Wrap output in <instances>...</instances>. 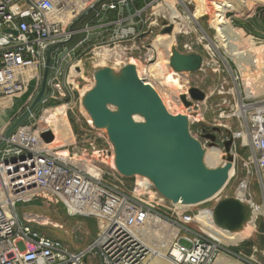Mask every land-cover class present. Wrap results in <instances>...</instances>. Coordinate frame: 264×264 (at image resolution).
Wrapping results in <instances>:
<instances>
[{
	"label": "built area",
	"instance_id": "1",
	"mask_svg": "<svg viewBox=\"0 0 264 264\" xmlns=\"http://www.w3.org/2000/svg\"><path fill=\"white\" fill-rule=\"evenodd\" d=\"M98 1L0 0V108L4 101L24 94L30 81L36 78V89L19 116L29 107L41 85L47 49L68 41L73 34L70 27ZM157 2L146 4L142 9L135 7L136 0H119L106 6L102 12H114L115 22L107 25L99 20L101 24L97 26L85 24L82 31L86 38L80 46L98 40L91 53L95 58L97 50L111 51L110 57L102 59L105 67L112 65L121 69L131 59L150 65L155 54L150 49L153 40L149 41L156 36L155 30L163 28L160 23L162 14H152L154 19L151 22L143 15ZM187 10L191 15L189 7ZM165 21L180 26L181 33L177 37H187L192 31L183 23V18L170 20L166 17ZM188 22L193 24L190 20ZM109 27L114 28V33L106 40ZM75 50L63 61H57L62 49L54 56L55 73L49 84V100L54 104L43 109L37 118L31 115L27 120H31L30 124L23 123L6 141L5 132L18 114L0 133V144L6 142L0 151V264H157L154 260L160 255L162 246L167 248L163 257L170 264H212L219 254L235 264H264V226L263 246H254L250 254L236 252L224 245L216 233L204 229L216 226L214 207L221 201L225 189L199 205L173 204L159 194L148 178L122 176L115 167V151L107 132L96 129L85 116L87 130L84 132L87 136L82 138L83 141L78 143L76 137L73 144L66 147H49L55 134L43 117L48 111L57 109L68 115L74 113L75 105L82 104L84 98L79 81H88L85 78L86 62L72 59ZM134 50L142 51L138 58L131 55ZM179 51L182 54L196 53L193 43L189 42L183 43ZM212 55L213 59L215 56ZM207 68L209 66L204 65L199 72L206 75ZM97 69L99 66H94V70ZM138 76L150 84L147 76L141 77L139 73ZM191 88L189 86V90ZM189 90L186 96L190 100ZM205 94L208 101V94ZM212 95L221 97L216 107L230 108L231 111L229 114L222 112L219 118L234 119L240 130L223 143L232 140V154H236L238 148L248 152L247 157L237 158V162L242 163L244 177L233 198L254 210L258 205L251 194L254 182L261 188L264 201V98L237 93L222 79ZM178 100L182 108L189 109L180 98ZM201 105V102H195L193 106L199 108ZM45 132L54 136L52 143H45L42 139ZM201 144L205 150L207 145ZM77 146H81L82 151L76 153L74 148ZM65 149L68 154L61 152ZM236 171L237 166L229 182L236 176ZM242 186L244 192L239 195L237 190ZM36 201L48 207L62 206L72 216L94 219L97 228L94 240L81 250H73L24 226L17 213V204ZM207 204L212 206L200 208ZM32 217L42 218L28 213L24 216L26 223L40 225ZM260 217L264 218V214L257 216L256 222Z\"/></svg>",
	"mask_w": 264,
	"mask_h": 264
},
{
	"label": "water",
	"instance_id": "2",
	"mask_svg": "<svg viewBox=\"0 0 264 264\" xmlns=\"http://www.w3.org/2000/svg\"><path fill=\"white\" fill-rule=\"evenodd\" d=\"M119 0H99L93 8L83 14L70 27V39L51 45L45 54L41 85L29 107L10 125L5 132V141L31 115L51 97L50 79L54 75V56L61 53L57 61H63L74 49L84 43L86 34L83 26L94 21L103 9ZM161 33L171 34L173 26L162 22ZM8 32V31H7ZM17 36L16 32H12ZM200 54H181L173 50L171 68L177 73H197L203 64ZM94 86L82 100V105L91 117L96 129H105L115 151V167L126 178L143 176L148 178L159 194L172 202L186 206L202 204L229 183L234 158L216 168L205 164V150L200 141L190 133V122L185 115L168 112L156 90L140 79L133 64L123 66L118 72L110 67L100 68L93 74ZM190 100L181 95L186 108L195 102H203L206 94L198 88L189 90ZM135 116L143 122L135 121ZM220 133V128H214ZM45 143H52L51 132L41 135ZM211 145L216 136L207 135ZM0 144V151L6 142ZM232 140L224 142L229 152ZM252 210L237 198H226L214 207L215 224L228 232L240 230L251 217Z\"/></svg>",
	"mask_w": 264,
	"mask_h": 264
},
{
	"label": "rangeland",
	"instance_id": "3",
	"mask_svg": "<svg viewBox=\"0 0 264 264\" xmlns=\"http://www.w3.org/2000/svg\"><path fill=\"white\" fill-rule=\"evenodd\" d=\"M155 0H141L139 1V5H143V3L151 4ZM165 0H158L157 3H154L153 7L150 8V10L145 13L143 16L145 17L146 20H153L154 18L152 17V14L156 16L154 13V7L161 5L164 3ZM177 2L176 6L177 9L180 12V18H183V23H186L191 27L192 31L188 33L187 37L184 36H179L177 37V34L181 33L180 26L177 23L172 24L174 26H178V32L175 33L174 39H175V48L179 49L181 45L185 42L193 43L194 49L196 53L193 54H200L205 58V66H209L207 68V73L206 75L197 72V73H192L188 74L189 79H190V87H195L203 92L208 94V101H207V106L208 108L204 107V103L201 102L203 105L196 107V108H189L185 110L184 108H180V110H169L168 111L173 114V115H187L190 118V133L194 138L199 139L201 142L205 143L207 146V151H211L212 147L217 148L220 150L224 155H227L229 152H226L224 150V143L223 140H225L228 137H231L235 135V133L240 132L238 129V125L236 124L234 119H220L219 116L222 112H226V114H229L230 108L226 109L225 107L220 108L216 107L220 103L221 97H218L217 95H212L214 89L217 87L220 79L225 80L228 84L229 88H235V91L237 93H241L243 95L247 94L249 95V92L247 91V86H246V79L242 75L241 72V67L240 66H246L248 69V73H254L252 72V68L254 66L256 67V64L254 63V60L256 59L252 54H248L249 62H246L247 58L243 57L241 59L240 66L237 63L236 59L234 56L231 55L229 50H227L224 47V44L221 40V38L218 36L216 29L214 27V24L212 23V18H200V19H194L192 17V14L190 15L188 13L187 7L193 12L196 8V4L193 0H175ZM231 2L233 5L237 7V10L235 12L229 13V15H234L236 14L238 17H245L248 15H252L254 12L257 11H264V0H252L255 6L253 8L248 7L247 5H242L240 3L241 0H228ZM143 2V3H142ZM251 10V11H250ZM114 13V12H113ZM227 13V18L228 17ZM166 17H168L166 15ZM166 17L164 15H160V23L166 20ZM190 17L191 19H188ZM169 18V17H168ZM191 21L193 24H190L188 21ZM103 24H107V22H102ZM99 20L95 19L94 21L91 22L92 26H97L98 24H101ZM229 23L231 26L235 28H239L236 25H233L232 22L229 19ZM155 35L161 33L160 30H155ZM97 38V37H95ZM155 36L151 37L150 43L152 40H154ZM245 42L242 44V49L244 51H252L254 48H260L264 47V38H259L253 33H250L249 31L245 30ZM95 43H98V40H93L90 43H87L83 46H79L76 48V50L72 54V59L75 61H79L80 59H83L85 61V78L88 81H82L80 80V89L82 91L84 89H90L94 86V79H93V74H94V66H99V69L105 68L106 64L102 60V58H94L92 50L93 46ZM210 45V48L212 50V53L214 54V58L212 59L213 55L211 52L208 50V45ZM179 45V46H178ZM174 48V49H175ZM209 52V54H208ZM171 58V57H170ZM170 58H169V65H170ZM136 60V59H135ZM137 61V60H136ZM213 61H215V65L213 64ZM251 62V63H250ZM253 62V63H252ZM131 64V60L130 63ZM262 70L264 69L261 68ZM261 69L257 68L255 70V73L259 74L261 73ZM116 72V71H115ZM118 72V71H117ZM258 78L264 80V70L262 71L261 75L258 76ZM253 88L257 87L255 90V98H264V86H259V82L255 81L254 82ZM84 88V89H83ZM158 92L161 91L160 88H157ZM161 93V92H160ZM159 94V93H158ZM162 95V93H161ZM229 99L232 100V103L234 100L232 97H229ZM54 102L52 100H49L47 104L41 105L35 112L34 115L37 118L43 109L48 108L52 106ZM82 104L77 103L74 108V113H70L68 115L72 129L75 133V136L77 137V142L79 143L80 141H83L82 138H85L87 134H85L84 131L87 130V127L85 126V119H84V114L82 112ZM166 106V105H165ZM207 109V110H206ZM191 110L190 112H188ZM203 111V121L201 122H195L194 117H196V113L198 111ZM20 113V112H19ZM18 113V116H19ZM22 113V112H21ZM15 114L14 116H16ZM13 116V117H14ZM17 116V117H18ZM12 117V118H13ZM16 117V118H17ZM86 117V116H85ZM11 118V119H12ZM12 121V123L16 120ZM31 120L26 121V124H30ZM214 125H217L216 128H221L222 131L220 133L214 132ZM222 126V127H219ZM224 126L228 127V129L224 128ZM103 131H106L105 129H102ZM209 133H213V135L216 136V141L215 144L211 145V141L208 139L207 135ZM68 146V145H67ZM66 147V146H64ZM75 152H80L82 151L81 146H77V148H74ZM67 151V149H65ZM64 152V151H63ZM238 153L239 155L244 158L247 157L248 152L246 150H241L238 148ZM205 163L209 168H216L221 166L223 162H218L217 160L211 159L209 154L207 158H205ZM237 163V173L236 176L229 182V184L226 186L225 190L221 194V201L226 199V198H231L234 195V192L236 191L239 183L242 181V178L244 177V172L242 168V163L239 160ZM131 183V180L129 181ZM251 194L254 196L256 203L258 206L263 208L264 206V201H263V196H262V191L261 188L256 185V183H253V186L251 188ZM207 206H212L211 204L204 205L200 208H204ZM17 213L22 221V224L24 226L30 227L32 230L37 231L41 234H44L52 239H55L57 241H60L67 247L73 249V250H81L88 245L91 244V242L94 240L96 233H97V228H96V221L92 218H86V217H80V216H72L70 215L67 211L66 208L62 206H45L41 201H36L33 203L29 204H23V203H18L17 204ZM264 209V208H263ZM36 214L41 217H47L50 218L52 221L55 223H58L61 225V229H54L51 226H40V225H35V224H28L26 223L24 216L25 214ZM263 215V214H262ZM252 216V213H251ZM251 220V217L249 218V221ZM264 223V218L260 217L259 220L256 222L257 226V231L249 238L244 239L242 241H239L235 245L241 244V247H232L236 252L242 251L246 254H250L252 252V248L254 246L262 247L263 246V236H262V231H263V224ZM226 246H233L230 244H225ZM219 256L222 259L221 264H235L232 260L227 258L225 255L219 254Z\"/></svg>",
	"mask_w": 264,
	"mask_h": 264
},
{
	"label": "bare ground",
	"instance_id": "4",
	"mask_svg": "<svg viewBox=\"0 0 264 264\" xmlns=\"http://www.w3.org/2000/svg\"><path fill=\"white\" fill-rule=\"evenodd\" d=\"M196 4L195 10L192 12V17L196 20L200 18H212V23L216 29L218 36L221 38L224 47L229 50L232 56L236 59L237 63L240 66L241 59L243 57L247 58L248 54H252L256 59L254 63L256 67L252 68V72L248 73V69L246 66H240L241 72L244 78L246 79V86L247 91L249 92L250 96H255V90L257 87L253 88L255 85L254 82L258 81L259 86H264V80L258 78L261 75L264 66V47L254 48L252 51H244L242 49V44L246 41L245 40V32L240 28H235L230 25L229 19L227 18V13L230 11H236L237 7L233 5L228 0H193ZM240 3L242 5H247L250 8H253L255 4L252 0H241ZM177 2L175 0H165L163 4L154 7V13L156 15L164 14L167 15L168 19L172 20L174 17L180 18V12L176 6ZM178 32V26L173 25V31L171 34H163L159 33L155 36L153 43L150 47L151 51L155 54V60L148 66L140 64L135 59H131V64L137 66L138 73L141 77L147 76L148 81L153 86V88L159 93V96L164 104L169 110H180L182 108L179 98L181 95H186L187 91L189 90L190 79L188 73H177L171 69L169 65V58L171 57V53L173 50L178 52L179 49L175 48V39L174 35ZM209 47V46H208ZM175 48V49H174ZM181 53V52H180ZM182 54V53H181ZM192 55V54H187ZM111 56V51L107 49L97 50L95 54L96 58L106 59ZM204 58V57H203ZM171 59V58H170ZM246 62H249V58H247ZM130 63V61H129ZM251 63V62H250ZM253 63V62H252ZM205 63V58L203 60V64L201 69L203 68ZM215 65V61H213ZM114 71H119L120 69L115 68V66H109ZM217 67V65H215ZM259 68L261 69V73H255V70ZM200 69V71H201ZM145 73V75H143ZM37 79H33L30 81V84L27 87V90L24 94L14 97L10 100L4 101L0 108V133L3 132L5 127L10 123L13 119L12 117L15 114H18L23 107L28 104L29 100L32 97L33 92L36 89ZM157 88L161 89V93L158 92ZM83 95L88 92V89H84L81 91ZM247 95V94H246ZM207 99L203 101L206 103ZM166 108V109H167ZM184 108V107H183ZM193 108V106H192ZM167 109V110H168ZM83 114L88 118V120L92 122L91 117L87 113L84 106H82ZM170 113V112H169ZM196 117H194L195 121L201 122L203 121V114L202 111H198L196 113ZM12 118V119H11ZM189 118V117H188ZM43 121H46V124L50 130H52L55 134L54 142L49 146L51 148H62L64 146L73 144L75 141L74 134L72 131V126L66 112H62L60 109L48 111V115L43 117ZM135 121L143 122V119L139 116H135ZM190 122V118H189ZM213 145V144H212ZM64 151V152H63ZM62 153L68 154V151L61 150ZM210 156L211 159L217 160L218 162H223L225 164L228 161L229 157H233L235 159V165L232 170L230 171V178H232L236 166H237V158L240 157L238 151L235 154L229 152L227 155H224L220 150L215 147H212L211 151H207V147L205 149V158ZM206 164V163H205ZM221 164V165H223ZM208 167V166H207ZM237 192L242 194L244 192V186L238 189ZM220 192L217 194L219 195ZM243 195V194H242ZM240 199H242L240 197ZM177 206H183L182 204H176ZM257 206V207H256ZM264 214V209L258 205H255V209L252 210L251 220H247L243 227L235 232H228L223 230L217 226L210 225V227H205L207 231H212L216 233L219 240L222 243L230 244L233 246L228 247H235L234 244H237L239 241L247 239L251 237L256 231V218L259 215ZM36 221L40 223L42 226H51L54 229H61V225L55 223L50 218L42 217L37 219L36 217H32ZM176 234V231H175ZM160 255L154 260L157 264H170L169 261L164 259V255H166L167 248L160 247ZM222 259L219 255L213 260L212 264H221Z\"/></svg>",
	"mask_w": 264,
	"mask_h": 264
},
{
	"label": "crops",
	"instance_id": "5",
	"mask_svg": "<svg viewBox=\"0 0 264 264\" xmlns=\"http://www.w3.org/2000/svg\"><path fill=\"white\" fill-rule=\"evenodd\" d=\"M146 4L147 3H145V5ZM231 12H235V11H230L229 13H231ZM229 13H228V17H229V19L233 25L238 26L244 32L246 30V31H249L250 33H253L254 35H256L259 38L260 37L264 38V11L262 12L260 10V11L254 12L252 15H248L245 17H238L236 14L230 16ZM114 16H115V13H113V12H102L100 17L98 18V20L105 22V23L107 22V25H110V24H113L115 22V20L113 19ZM113 33H114V28L109 27V29L107 30V32L105 34L106 40H109L113 36ZM141 53H142L141 50H134L133 52H131V55H133V57H135V58H138ZM204 107L205 108L207 107V102L204 103ZM193 108H195V106H193ZM202 114H204L203 111H202ZM195 122H197V121H195ZM72 131H73V129H72ZM73 134H74V138L76 139L74 131H73ZM241 244H239L238 246H235V247L236 248L241 247Z\"/></svg>",
	"mask_w": 264,
	"mask_h": 264
},
{
	"label": "trees",
	"instance_id": "6",
	"mask_svg": "<svg viewBox=\"0 0 264 264\" xmlns=\"http://www.w3.org/2000/svg\"><path fill=\"white\" fill-rule=\"evenodd\" d=\"M139 1L141 2V0H136V4H135V7L138 8V9H142L145 7V4L143 3V5H139ZM114 20H116V14L115 16L113 17Z\"/></svg>",
	"mask_w": 264,
	"mask_h": 264
},
{
	"label": "flooded vegetation",
	"instance_id": "7",
	"mask_svg": "<svg viewBox=\"0 0 264 264\" xmlns=\"http://www.w3.org/2000/svg\"><path fill=\"white\" fill-rule=\"evenodd\" d=\"M209 134H213V133H209Z\"/></svg>",
	"mask_w": 264,
	"mask_h": 264
}]
</instances>
